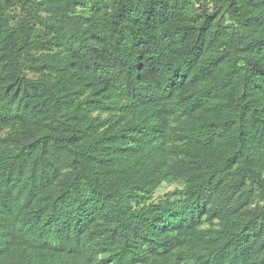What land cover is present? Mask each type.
<instances>
[{"label":"trees","instance_id":"trees-1","mask_svg":"<svg viewBox=\"0 0 264 264\" xmlns=\"http://www.w3.org/2000/svg\"><path fill=\"white\" fill-rule=\"evenodd\" d=\"M0 264H264V0H0Z\"/></svg>","mask_w":264,"mask_h":264},{"label":"rangeland","instance_id":"rangeland-1","mask_svg":"<svg viewBox=\"0 0 264 264\" xmlns=\"http://www.w3.org/2000/svg\"><path fill=\"white\" fill-rule=\"evenodd\" d=\"M176 188V186H171V185H164L156 194L155 198H161L163 195L168 193L169 191H172Z\"/></svg>","mask_w":264,"mask_h":264}]
</instances>
